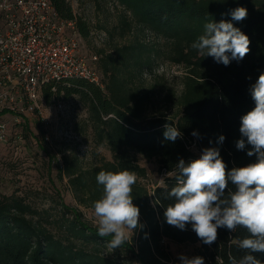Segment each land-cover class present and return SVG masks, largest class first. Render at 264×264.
I'll return each mask as SVG.
<instances>
[{
  "label": "trees",
  "instance_id": "16d2710c",
  "mask_svg": "<svg viewBox=\"0 0 264 264\" xmlns=\"http://www.w3.org/2000/svg\"><path fill=\"white\" fill-rule=\"evenodd\" d=\"M50 2L61 18L75 22L83 39L93 34L89 22L73 11L68 0ZM113 2L120 12L117 24L106 29L110 37L113 31L123 37L138 26L154 33L162 42L147 44L136 35L129 42L98 49L93 66L101 85L75 77L41 86L46 103L78 96L86 108V122L94 142L106 145L111 158L84 166L75 148L63 151L60 159L42 148L48 163L55 161L58 178H66L74 199L83 207L93 208V202L102 195V186L96 181L100 171L135 172L133 203L140 209L142 227L135 229L131 239L120 248L112 249L108 246L111 237H100L96 225L85 219L78 207L61 199L56 201L57 206L37 207L23 195L0 191V264H167L170 257L163 244L165 239L198 243L196 253L204 258V264H228L229 255H243L237 241L248 235L246 230L219 228L217 240L206 245L190 224L187 230L167 224L163 214L174 201L164 196L176 184L175 166L179 160L188 163L197 159L204 148H219L226 171L256 161L255 156L247 155L251 145L240 150L236 143L242 138L241 117L255 107L251 87L264 73V0ZM237 7L247 9L243 21L231 17V11ZM221 20L233 23L250 40L249 53L227 66L211 56L202 57L191 47L204 34L206 23ZM161 54L185 68L176 99L178 110L172 115L149 113V94L134 87V80ZM165 125L178 127L182 137L174 142L166 140ZM24 127L28 131L26 124ZM194 131L197 136L192 135ZM221 135L225 137L223 143L218 142ZM137 154L146 160L155 158L163 173L162 183L151 190L140 182L146 176V167L138 163ZM229 190H236L230 181L225 194ZM254 255L264 264V253Z\"/></svg>",
  "mask_w": 264,
  "mask_h": 264
},
{
  "label": "clouds",
  "instance_id": "9594fccd",
  "mask_svg": "<svg viewBox=\"0 0 264 264\" xmlns=\"http://www.w3.org/2000/svg\"><path fill=\"white\" fill-rule=\"evenodd\" d=\"M233 20L239 22L247 18V9L237 7L231 11ZM249 37L233 23L221 20L204 25V34L192 44L202 57L211 56L225 66L232 60H242L250 51ZM230 53V55H229ZM251 97L255 107L241 117L242 138L236 143L256 161L244 167H233L226 171L219 148L208 147L202 150L199 158L185 163L180 159L175 166L176 184L166 190L164 199L173 200L164 211L167 224L180 230L191 225L197 237L206 245L218 238V229L226 228L235 232L243 228L247 236L237 241L243 255H229L228 264H261L254 253H264V73H261L251 87ZM193 136H197L195 131ZM164 137L175 141L182 137L178 127L165 125ZM246 138V139H245ZM225 137H219L223 143ZM96 181L102 186V195L93 202L94 223L100 237H111L109 247L120 248L133 235L138 227L140 209L133 203V185L137 182L135 172L100 171ZM235 191L225 194L228 182ZM181 264H204V258L181 255ZM223 264V261H221Z\"/></svg>",
  "mask_w": 264,
  "mask_h": 264
},
{
  "label": "rangeland",
  "instance_id": "374dc122",
  "mask_svg": "<svg viewBox=\"0 0 264 264\" xmlns=\"http://www.w3.org/2000/svg\"><path fill=\"white\" fill-rule=\"evenodd\" d=\"M73 11L85 18L93 34L83 39V49L86 55L98 53V49H109L114 43L122 44L138 37L147 44L160 43L162 39L148 30L133 26V31L120 37L113 31L112 37L106 29L117 24L120 7L113 0H68ZM185 68L175 64L161 54L150 68L144 69L141 77L134 80V87L140 92H147L150 97L149 113H165L172 115L178 110L177 95L182 88V76ZM60 101L65 110L60 112L54 104ZM9 116L3 119L9 122L10 135L5 141H0V191L5 194H20L37 207L57 206L58 200L78 207L85 219L94 224L93 208L79 205L73 197L65 177L59 179L56 174L55 161L48 163L45 147L51 155L60 159L61 153L74 150V146L52 136L45 140L44 134L63 123H71L87 143L88 149L82 156L81 163L89 166L101 158L110 159L111 153L104 144H96L93 140L90 126L86 122V108L77 95L68 98H56L46 103L41 113L23 115L20 124H14ZM27 125L28 131L24 125ZM20 130L18 138L16 131ZM26 132V133H25ZM26 135H25V134ZM139 164L146 167V176L140 181L149 190L162 183L163 173L157 167L156 159L146 160L137 154ZM134 234V232H133ZM169 251L167 264H181L179 257L184 255L192 258L197 256L198 243L174 242L165 239L163 242Z\"/></svg>",
  "mask_w": 264,
  "mask_h": 264
},
{
  "label": "built area",
  "instance_id": "2783aa9c",
  "mask_svg": "<svg viewBox=\"0 0 264 264\" xmlns=\"http://www.w3.org/2000/svg\"><path fill=\"white\" fill-rule=\"evenodd\" d=\"M96 59L84 52L75 22L61 18L50 0H0V141L11 128L3 116L20 124L23 115L42 112L43 83L80 77L101 85ZM54 108L63 112L65 105L57 101ZM15 134L21 137L20 130ZM52 136L73 145L79 156L87 152L69 122L44 134L45 140Z\"/></svg>",
  "mask_w": 264,
  "mask_h": 264
}]
</instances>
